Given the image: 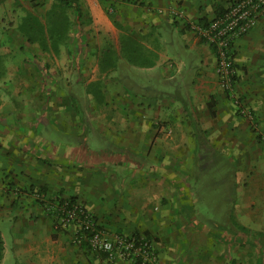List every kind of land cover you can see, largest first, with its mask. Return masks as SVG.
<instances>
[{"label":"rangeland","instance_id":"rangeland-1","mask_svg":"<svg viewBox=\"0 0 264 264\" xmlns=\"http://www.w3.org/2000/svg\"><path fill=\"white\" fill-rule=\"evenodd\" d=\"M153 1L159 5L153 6ZM213 1L212 9L206 12L208 21L220 14L214 15ZM231 1L226 0L223 9ZM53 3L54 0H0V105L7 102L12 108L15 104L23 108L18 116L15 110L9 116L5 113V119L24 121V138L31 134L45 139L48 144L49 149L41 158L28 159L38 171L37 175H47L48 180L59 177L62 187H67L68 179L75 183V191L49 199L51 197L39 194L40 185L36 182L37 189H32V194L45 205L47 200L56 202L75 196L98 225L103 222L102 214L95 208L97 205L113 210L109 204L122 203L121 198L126 194L128 204L140 202L142 199L133 196L143 183H140L141 177L134 179L135 174H142L140 168L133 166V157H130L132 127L129 125L124 129L122 124L125 116L130 117L127 122H131L133 114L122 112L119 106L125 104L129 110L132 108L131 90L136 82L142 84V92L144 88L150 90L151 85L164 93L174 91L171 96L155 98L151 95L143 101L147 104L156 100L155 105L163 112H173L179 117L174 121L178 127L169 137H166L169 131L159 129L157 132L162 141L142 146L150 155L157 152L156 160L142 162L147 163L144 167L148 168L154 164L156 179L161 181V185L150 183L147 193L159 192L160 188H165L162 185L167 186L168 201L176 204L177 211L180 209L176 218L186 230L190 248L198 249L197 264H264V22L233 42V78L229 87L222 84L217 72V50L215 59H210V46L206 42H203L205 48H199L200 44L196 43L189 52L181 48L183 55L175 47H169L176 55H181L185 64H178L180 59H170L173 66L164 70L163 67L156 68L162 70V76L165 72L175 71L180 76V82L176 83L129 60L122 49L121 34H130L142 45L160 50V38H168L170 32L166 19L176 23L184 19L192 29L182 0H104L101 13L104 18L94 15L89 0H82L81 16L77 17L74 10L69 9L73 26L67 42L59 50H43L38 43H28L18 26L28 13L39 15L45 22ZM155 20L164 21L159 29L154 25L157 24ZM191 31L196 37L205 39L197 30ZM204 41L212 46L207 39ZM188 42L190 45L192 39ZM109 43L113 45L115 67L110 68V61L109 70H104L101 64L103 49ZM167 62L170 61L164 63ZM194 80L204 91H199L198 96H195L196 91H192V96H186L185 90L191 92ZM87 84H91L89 90ZM181 86L183 90L178 89ZM36 88H39V98L32 90ZM103 90V98L98 97ZM16 91H24V103L19 101V106ZM155 92L151 90V93ZM181 92L185 94L182 97L178 96ZM55 123H60L59 129L58 126L53 128ZM232 124L236 129H227ZM154 125L158 126L157 123ZM91 132L93 145L89 146ZM100 132L106 140L119 139V151L112 149L115 145L97 143ZM116 133L125 137L117 138ZM50 140L60 142L61 159L52 157L57 146L50 144ZM96 150L112 153L105 158L96 154ZM165 151L169 153L167 159H158ZM51 159L59 163L54 176ZM109 159H114L118 169L107 164ZM122 160H125L124 164ZM166 164L172 165L171 176L159 172L158 168ZM86 175L91 176L89 186ZM234 202L236 217L232 209ZM155 203L160 206V202ZM117 206L115 210L123 211V206L120 209ZM45 207L48 209L47 205ZM7 227L0 226L8 237L3 264H20V259L9 248L13 231L11 226L6 230ZM103 228L109 232L118 231ZM133 229L121 232L132 234ZM200 249L204 251L202 257Z\"/></svg>","mask_w":264,"mask_h":264},{"label":"crops","instance_id":"crops-1","mask_svg":"<svg viewBox=\"0 0 264 264\" xmlns=\"http://www.w3.org/2000/svg\"><path fill=\"white\" fill-rule=\"evenodd\" d=\"M215 1L218 2L215 3ZM182 2L184 5L183 10L189 16L191 21L204 20L208 9H212V0H182ZM225 2L226 0L213 1L215 8L214 15L220 13V11H217V9L220 10L218 6L225 5ZM151 4L153 6L159 5L158 3H155V1ZM88 5L92 9L94 15L96 14L104 18L102 15L105 7L104 0H101V3L98 0H89ZM154 22L157 23L154 24L157 26L156 29H159L161 23L164 21L157 22L155 20ZM262 22H264V19L259 21L257 26ZM165 23H167V26L170 29V32L167 35L168 38H160L162 42L159 47L160 50L152 48L159 54L157 63L150 67H140L143 69H152L151 73H156V75L159 73L161 75L162 70H157L156 67H160L161 69L163 67L164 70L173 66V60L170 59H180L178 64H185V60L181 55H176L171 48L169 49V47H175L174 49L179 50L181 53V48H183L184 51L189 52L195 48L196 43L200 44L199 48L202 46L205 48L206 46L203 42H206L210 46V52L208 51L209 58L215 59V47L213 45L211 46L207 41H204L205 39L196 37L194 32L191 31L192 29L186 25L187 22H185L184 19L180 20V22L177 21V23L171 19H166ZM173 36L175 37L174 39ZM170 38L172 39L171 41L169 40ZM189 39H192L190 45L188 42ZM161 50H163V52ZM165 61L170 62L165 64ZM161 63L165 66H161ZM156 75L151 76V79L153 80V77ZM160 77L166 81L180 82L178 79L180 76L175 73V71H172V73L165 72V74ZM160 82H162V80H160ZM146 84H148V82H146ZM157 85L159 84L157 83ZM90 86L91 84H87L86 88L89 90ZM192 86L193 88L191 89V92H188V89L185 90L186 96H192V91H196L195 96L199 95V91H204L202 85H200L202 88L199 89V84L196 80H194ZM141 87L142 84L136 82L134 89L131 90L134 100L132 101L133 104H131L132 108L130 110L125 104L119 106V108L122 112L128 113V111H130L133 114L131 116V122H127V120L130 121V117L128 118L125 116L122 119V124L125 125L124 129L129 127V125L132 127V138L130 139L129 144L133 147L130 149V153L132 154L130 157H133V166L138 170L140 168L142 174L140 176L135 174L134 179L136 180L137 177H141L140 183H143L140 186L139 192L133 194V196H138V199L142 200L137 204H128V200L125 198L126 194L124 198H121L122 203L117 204L118 206L116 205L117 209H120L121 206H123V211L115 210L116 206H111L112 204L109 205L113 210L106 208L104 205H97L95 208L98 209V213L102 214V222L109 227L110 230L117 229L124 231L133 228V230H135L136 228V230H146L149 232L153 238L154 247L158 251L159 260L157 264H197L199 259V255L197 254L198 249H196L195 246L190 248V240L186 234V230H183L181 221L176 218L177 212L180 209L177 211L176 204L168 201L170 200V196L168 194V189H166V185H162L165 186V188H160L159 192L147 193L148 191L146 190L150 183L151 185H161V181L159 182L156 179L157 173L155 170L156 167H153L154 164L152 167L148 168L144 167L147 166V163L142 162H150L157 159V152L150 155L149 150L142 146L147 144L150 145L152 144V141H156L157 143L162 141L157 132L159 129L166 130L165 132L169 131L170 133L166 134V137H169L173 129L178 127L174 121L179 119V117L177 118L176 116L177 114L173 112H163L161 107L155 105L157 102L156 100H154V102L150 101V103L148 102L147 104L143 103V101L145 100L144 102H146L145 98H148L151 95H155V98H159L163 96H171L175 93L174 91L173 93H164L163 90L156 88L154 85H151L150 90L144 88V91L142 92ZM178 89L183 90L184 88L181 86V88ZM32 90L35 93L34 95L39 98V88ZM151 90L156 91L155 94L151 93ZM14 93L18 94H15L16 97L18 96L17 103L21 101L23 104L24 101L22 98L24 91H16ZM185 94H182L181 92L178 96L182 97ZM19 104L20 103H18V106ZM14 106V108H12L7 102L0 105V226L7 225L8 227L6 230L11 226L13 233L9 238V248L13 249L15 256L20 259V264H135L133 261L119 255L111 259L103 252H96L90 247L77 245L75 243L77 228L73 224L59 228L54 227L50 211H48L44 203L37 200L35 195L32 194V189H37V186H35V183L37 182L40 185L38 189L41 190L44 195L51 197L49 199H54L57 198V196L66 195V192L71 193L75 191V183L68 179L67 187H62L60 185L59 177L54 176L55 172H58L59 170V163L57 160L61 159L59 141L55 142L54 140H50V144L57 146L56 153L53 152L52 154V157L57 160L55 162V159H51L52 165L50 167L54 178L48 180L47 175H37L38 171L28 163V159L41 158L42 153L46 152V149H49V146L45 143V139H39L31 134L28 135L27 138H24V121H9L8 119H5V113L9 116V113L12 112V110H15L16 115L18 116V113L23 111L21 106L16 107V104ZM119 108H116L117 112H119ZM1 120H4V122ZM19 122L21 124H19ZM154 123H157L158 126L154 125ZM55 124L53 125V128L58 126L59 129L60 123ZM159 125L163 126L159 127ZM153 126L157 127L152 130ZM231 128L232 130L236 129V126L233 124L232 126H227V129ZM187 134L189 135L188 131ZM99 137L100 140L97 143L115 145V148L112 149L114 151H119V148L117 147V145H119V139L115 140L110 138V140H106V136L102 132L98 133V138ZM115 137L124 138L125 135L122 137L121 134L116 133ZM218 138L221 139V136ZM90 139L92 142V132L90 133ZM194 143L198 145L196 141H194ZM92 145L93 142L89 146ZM91 149L93 151L92 147ZM95 153L106 158V156L112 152L104 153V151L99 152L96 150ZM168 154L169 153L165 151L164 155L162 154L158 156V159L163 158L160 160H166ZM193 158L194 157L192 156V159ZM178 159L182 160L179 157ZM122 161L124 164L125 160ZM107 164H110L112 167L116 166L115 169H118V165H116L114 159L107 160ZM171 168L172 165L166 164L163 168L159 167L158 169L161 174L163 173L164 175V173H166V175L171 176L173 174V169ZM142 179H144V181H142ZM85 180L86 184L89 186L91 183V176L86 175ZM163 197H167L168 199L165 198L164 200ZM155 202H160V206ZM180 208H182V204ZM236 208L237 206L234 202L232 206V209L234 210L233 216L235 215L234 217H236L237 214ZM129 210L132 211V214L134 215L133 217ZM0 232L4 241L3 257L0 261V264H3L8 251L6 241L8 240V237L4 230L0 229ZM199 252H201L202 257V254L204 255L203 249H200Z\"/></svg>","mask_w":264,"mask_h":264},{"label":"built area","instance_id":"built-area-1","mask_svg":"<svg viewBox=\"0 0 264 264\" xmlns=\"http://www.w3.org/2000/svg\"><path fill=\"white\" fill-rule=\"evenodd\" d=\"M264 17V0H232L226 10L206 24L190 21L197 30L217 50V72L222 84L229 87L232 82L233 42L247 34ZM54 217V227L73 224L76 230L75 243H87L92 250L106 253L111 259L116 256L131 259L135 264H156L158 253L154 244L144 234H124L109 232L96 222L94 216L80 202L62 199L46 201Z\"/></svg>","mask_w":264,"mask_h":264},{"label":"trees","instance_id":"trees-1","mask_svg":"<svg viewBox=\"0 0 264 264\" xmlns=\"http://www.w3.org/2000/svg\"><path fill=\"white\" fill-rule=\"evenodd\" d=\"M81 1L82 0H54L52 7L46 13L45 22L42 20V18H40L39 15H36L34 13H28L26 14L25 17L24 16L22 17L18 29L20 33L25 37L28 43L30 44L38 43L43 50H47L49 48L54 50H59L60 46L64 42H67V40L70 38L69 31L73 26V22L69 14V9L70 8L73 9L77 17L81 16L83 13ZM219 8H222V6H219ZM225 10L226 9L222 8L220 13ZM198 22L202 24H206L208 22V19L205 18L204 20L202 21L199 20ZM121 41H122V49L124 51V54L133 63L144 67L154 66L157 63V60L159 58L158 52L152 48L142 45L134 36H131L130 34L127 33H122ZM113 54H114L113 45L109 43L108 47H105L103 49V58L101 63L102 69L109 70L107 68V65H110L109 63L110 61H112L110 68L113 69L115 67V62H113L112 60ZM232 54H234V52H232ZM105 62L107 63L105 64ZM102 94L103 93L100 92L98 97L103 98ZM77 110L80 111L78 108ZM38 191L39 194L42 193L41 190ZM63 199H67V198H63ZM68 199H70L73 202L77 201L75 196H72ZM50 214L52 215L51 212ZM100 226L107 227L104 223H100ZM238 226H240V224H238ZM241 227L243 228V226ZM107 228L109 229V227ZM119 231L120 230H118L117 232ZM120 233L122 234L121 231ZM132 234H144L154 244L151 234L146 230L140 231L135 229ZM82 246L90 247L87 243H84ZM3 249H4V241L2 239V235L0 232V261L3 257Z\"/></svg>","mask_w":264,"mask_h":264}]
</instances>
